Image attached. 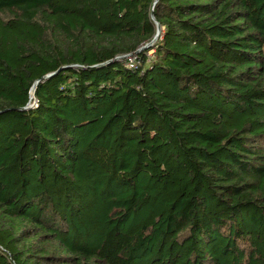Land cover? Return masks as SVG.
I'll return each mask as SVG.
<instances>
[{
	"label": "trees",
	"instance_id": "16d2710c",
	"mask_svg": "<svg viewBox=\"0 0 264 264\" xmlns=\"http://www.w3.org/2000/svg\"><path fill=\"white\" fill-rule=\"evenodd\" d=\"M0 264H264V0H0Z\"/></svg>",
	"mask_w": 264,
	"mask_h": 264
},
{
	"label": "built area",
	"instance_id": "2783aa9c",
	"mask_svg": "<svg viewBox=\"0 0 264 264\" xmlns=\"http://www.w3.org/2000/svg\"><path fill=\"white\" fill-rule=\"evenodd\" d=\"M155 41L156 40L154 39L153 42L142 46L135 53L121 56L119 58V60L122 61L128 68L135 69L141 62V52L144 51V50H148L150 47H152ZM151 51H153V50H151ZM151 51H149V52H151ZM149 52L147 53V55H148L149 59L151 60L153 57L151 55H149ZM35 105H36V100L33 99L32 103L29 106V108H33Z\"/></svg>",
	"mask_w": 264,
	"mask_h": 264
},
{
	"label": "water",
	"instance_id": "95a60500",
	"mask_svg": "<svg viewBox=\"0 0 264 264\" xmlns=\"http://www.w3.org/2000/svg\"><path fill=\"white\" fill-rule=\"evenodd\" d=\"M159 35H160V27L158 26V33H157V35H156V37H155V40H157L158 38H159ZM36 88H37V84L34 86V88H33V90H32V96H34L35 95V90H36Z\"/></svg>",
	"mask_w": 264,
	"mask_h": 264
},
{
	"label": "rangeland",
	"instance_id": "374dc122",
	"mask_svg": "<svg viewBox=\"0 0 264 264\" xmlns=\"http://www.w3.org/2000/svg\"><path fill=\"white\" fill-rule=\"evenodd\" d=\"M149 55H151L153 57L154 51L149 52Z\"/></svg>",
	"mask_w": 264,
	"mask_h": 264
}]
</instances>
